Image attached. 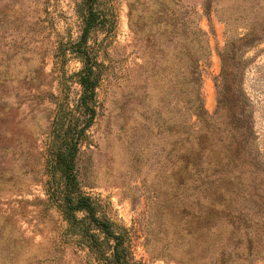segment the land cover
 Returning a JSON list of instances; mask_svg holds the SVG:
<instances>
[{"label":"rangeland","instance_id":"374dc122","mask_svg":"<svg viewBox=\"0 0 264 264\" xmlns=\"http://www.w3.org/2000/svg\"><path fill=\"white\" fill-rule=\"evenodd\" d=\"M80 2L0 0V264H106L64 218L47 168L57 103L67 87L69 106L77 96L71 75L81 62L70 48L82 29ZM95 10L88 45L101 78L76 157L79 191L113 224L134 264H189L187 231L198 245L227 239L224 216L206 224L208 179L196 175L229 189L246 171L229 154L207 152L201 123L180 111L183 52L199 58L200 96L212 116L220 54L247 32L257 36L238 53L249 152L264 180V0H96Z\"/></svg>","mask_w":264,"mask_h":264},{"label":"trees","instance_id":"16d2710c","mask_svg":"<svg viewBox=\"0 0 264 264\" xmlns=\"http://www.w3.org/2000/svg\"><path fill=\"white\" fill-rule=\"evenodd\" d=\"M95 1L81 0L82 29L70 48L81 62L79 70L71 75V83L78 86L77 96L73 106H69L70 87H67L65 97L57 103L52 122L47 159L52 184L50 194L56 195L60 201V210L70 226L82 229L88 235L106 264H134L121 237L114 232L113 224L97 217L93 201L79 191L78 185L76 157L85 143V131L96 115V88L101 78L99 63L90 54L88 45L89 33L99 19ZM182 39L187 40V37L182 36ZM257 39L255 34L247 32L230 41L220 54L221 71L215 84L217 106L212 116L207 115L200 96L199 58L189 48L183 52L185 70L179 77L177 88L180 111L195 116L201 123V136L209 142L207 152L229 154L227 160L246 171L236 186L229 189L221 188L205 171L196 175L208 179L203 188L207 203L202 208L213 217L208 218L206 224L224 216L227 239L198 245L192 237L194 234L187 231L183 239L191 245L189 264H264V180L260 177L262 169L257 166L253 153L249 152L252 117L248 97L242 88L244 53H238L242 46L246 48ZM193 40L190 38L186 42L190 44ZM190 132H186L187 135ZM233 154L235 157L232 159ZM245 154L251 163L246 160ZM198 203L199 199L195 201L197 206ZM76 212H84L85 216L77 219ZM93 228L97 233L90 232ZM103 245L105 248H102ZM107 251H110L108 256L105 255Z\"/></svg>","mask_w":264,"mask_h":264}]
</instances>
